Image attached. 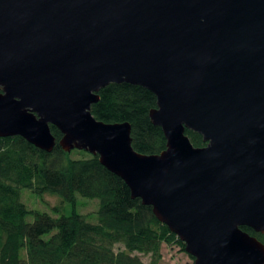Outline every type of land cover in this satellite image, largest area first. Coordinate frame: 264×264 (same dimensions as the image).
I'll use <instances>...</instances> for the list:
<instances>
[{"label":"water","instance_id":"water-1","mask_svg":"<svg viewBox=\"0 0 264 264\" xmlns=\"http://www.w3.org/2000/svg\"><path fill=\"white\" fill-rule=\"evenodd\" d=\"M141 85L167 140L91 107ZM86 150L152 206L194 264H264V0H0V137ZM193 130L207 143L196 147Z\"/></svg>","mask_w":264,"mask_h":264},{"label":"trees","instance_id":"trees-1","mask_svg":"<svg viewBox=\"0 0 264 264\" xmlns=\"http://www.w3.org/2000/svg\"><path fill=\"white\" fill-rule=\"evenodd\" d=\"M155 107L157 97L146 87L111 83L100 90L91 112L106 123L129 122L134 149L156 154L167 140L150 118ZM51 130L57 140L51 152L19 135L0 137V264H160L164 244L176 243L185 250L152 206L132 197L126 182L98 155L80 150L85 155L73 157L74 149L59 144L61 131L53 125ZM185 133L194 146L207 144L200 133ZM22 188L40 196L58 195L60 202L53 207L57 215L28 208ZM78 195L99 200L97 222L76 210ZM64 203L71 205L70 214L63 212ZM242 229L264 244V233Z\"/></svg>","mask_w":264,"mask_h":264},{"label":"rangeland","instance_id":"rangeland-1","mask_svg":"<svg viewBox=\"0 0 264 264\" xmlns=\"http://www.w3.org/2000/svg\"><path fill=\"white\" fill-rule=\"evenodd\" d=\"M78 149L72 151L73 157H81L85 154L80 153ZM21 199L30 209H36L40 211L48 212L52 215H57L53 210V207L60 202V197L58 195H52L46 193L40 196L34 193L32 190L27 188L21 189ZM99 206L98 199L84 198L80 195L77 197L76 210L80 213L88 215V219L91 222H97V210ZM72 211L71 205L64 203L65 214H70ZM29 220L33 217L29 216ZM144 261H148L149 257L142 255ZM160 264H194V259L190 257L186 250H183L179 244H164L162 248V259Z\"/></svg>","mask_w":264,"mask_h":264}]
</instances>
